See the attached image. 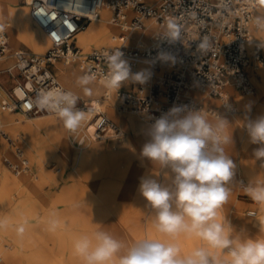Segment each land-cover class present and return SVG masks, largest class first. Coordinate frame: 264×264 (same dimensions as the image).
<instances>
[{
    "label": "bare ground",
    "instance_id": "bare-ground-1",
    "mask_svg": "<svg viewBox=\"0 0 264 264\" xmlns=\"http://www.w3.org/2000/svg\"><path fill=\"white\" fill-rule=\"evenodd\" d=\"M14 1L0 0V24L6 25L8 36L15 45L25 42L35 53H41L50 46L49 38L31 18L28 5L24 2L23 5L12 8L9 3ZM259 1L260 5L256 9L254 17L264 15V0ZM145 2L153 6L159 4V0H154L155 4L148 3L147 0ZM109 19L110 8L108 0H105L97 17L93 18L75 35L76 44L84 50H90L92 47L105 48L111 45L112 36L117 33L118 28ZM116 28L117 31L114 32ZM159 30L160 26L148 21L146 28L131 32L127 42L130 46L138 49L150 48L155 45V35ZM252 31L264 44V32L257 31L255 27L252 28ZM111 32L114 33L111 34ZM140 44L145 47L141 48ZM14 50L16 49L8 45L7 54L0 58V71L5 70L10 73L16 71L14 59L11 56V52ZM55 67L58 69L59 79L63 85L59 80L58 82L66 91H73L79 98L85 100L86 104H100L101 108H104V112L106 109L107 117L112 120L113 125L120 127V130L116 136L112 134L101 140H93L89 135L93 129L92 116L89 114V118L79 129L82 130L86 139L83 143H78L74 140L72 133L63 127L62 121L54 114L36 117L27 115L26 118L16 114L18 110H0V112L2 111V115L0 113V130L1 125H6L12 136L17 137L21 134L25 141L23 151L25 150L26 157L31 162L24 172L16 174L12 171V174L10 173L11 168L2 159L0 160V219L8 221L7 226L0 229V238L12 241V243L7 241L6 246L8 245V249H10L6 254H3L5 244L3 245L0 241L2 264H57V259L52 256L43 237L37 233L36 223L27 221L30 218L36 219L38 215L49 220L53 211L59 215L62 213L68 216L79 214L82 210L98 215H111L116 223L123 228L129 242L146 233L155 234L152 225L147 220V202L139 191L142 178L154 177L157 180H163L158 165H152L150 174H147L144 166L145 158L140 155L142 146L147 140L146 129L151 123L143 115L131 110L126 104H123V107L122 105L118 106L114 96L115 91L107 89L101 83L102 80H96L90 85L92 95H86L77 86V78L83 76L78 63L56 61ZM136 67L140 70L146 69L143 63H137ZM175 69V60L174 62L163 60L159 64V68L153 70L151 74L153 77H159L163 71ZM247 71L254 86L252 94H244L234 86L227 88V96L235 108V113H231L223 107L219 98L211 97L203 92L198 84L192 87L191 93L203 112L207 113V107L221 108L218 113L220 116L221 114L227 116L224 118L230 123L229 131H232V136L235 129H238L243 143L242 149L235 152L229 146L226 152L233 161L235 158L233 153H237L236 160L238 161L239 157V163L242 157L244 172L253 177L255 174L253 154L256 150L255 147H261V145L250 142L249 136L244 133L246 131L244 125L249 120L251 112H254V120L264 116V63L259 65L251 61ZM12 90L17 96H21L16 86ZM255 91H257L256 95H254ZM82 110L85 111L84 108ZM125 110L130 111L129 114H124ZM243 115L247 116L245 122L240 120ZM112 138L115 139L110 142ZM57 149L60 151L61 163L64 171L67 172L68 179L56 193H53L52 185H56L58 180L44 166V157L46 152L51 153ZM7 152H10V146L0 136V154ZM0 157H4V155H0ZM237 178L235 169L232 181L233 191L227 202L235 204L237 213L233 214V209L225 206H223V211L232 225L233 221L235 222L234 228L237 231L244 230L250 236H256L259 232V221L264 218V212L259 209V216H257L256 211L249 210V214L255 215L249 217L240 213L237 205L238 200L235 198ZM45 184L49 187V191L46 193L41 191ZM13 191L18 195V199L14 202L12 201ZM134 192L137 194L135 198H133ZM57 206H63V209H57ZM21 224H24L26 229L23 235H19L16 231ZM44 229L46 234L56 232L49 230V221ZM59 239L64 241L65 237L60 235ZM193 243L195 241H183L182 246L187 249Z\"/></svg>",
    "mask_w": 264,
    "mask_h": 264
},
{
    "label": "clouds",
    "instance_id": "clouds-1",
    "mask_svg": "<svg viewBox=\"0 0 264 264\" xmlns=\"http://www.w3.org/2000/svg\"><path fill=\"white\" fill-rule=\"evenodd\" d=\"M253 22L257 31L264 32V15ZM3 28L0 25V31ZM165 37L181 40L180 27L171 19ZM210 47L207 37L199 41L201 53ZM123 56L119 49L105 53L108 73L101 83L110 91H119L125 81L143 84L148 78L146 71L130 74ZM160 59L174 62L175 58L161 53ZM96 79L95 73L85 74L77 78V86L92 95L89 86ZM79 99L73 91L54 87L41 89L30 103L54 114L69 133H76L91 111L78 108ZM244 126L250 142L261 145L254 158L264 168V116ZM229 127V121L219 114L209 118L202 110L187 106H175L155 119L146 129L140 155L159 166L163 180L146 177L139 186L155 234L146 233L129 242L95 223L96 228L72 242L79 264H264V218L259 221L258 234L250 236L237 231L223 211L233 191L236 167L226 152L233 145ZM243 189L264 212V176L255 177ZM51 217L50 231L67 226L57 212ZM7 224V219H0V229ZM25 230L24 224L16 229L19 235ZM188 240L195 243L185 249L182 242Z\"/></svg>",
    "mask_w": 264,
    "mask_h": 264
},
{
    "label": "built area",
    "instance_id": "built-area-1",
    "mask_svg": "<svg viewBox=\"0 0 264 264\" xmlns=\"http://www.w3.org/2000/svg\"><path fill=\"white\" fill-rule=\"evenodd\" d=\"M23 1L28 5L33 21L49 38L50 46L42 54L21 48L11 52L16 74L20 78L15 86L21 96L13 91V97H0V109L18 110L31 117L53 115L35 107L30 101L41 89L63 88L50 69L56 61L76 62L81 66L83 75L95 73L96 80H102L108 73L105 53L119 49L129 64L130 74L146 71L148 78L143 84L131 81L132 89L123 90L121 87L115 94L151 124L175 106L201 110L191 93L195 84L209 96L219 98L223 107L235 113L227 88L234 86L244 94H252L254 86L247 67L251 61L259 65L264 63L263 43L252 31L259 0H159L158 6L149 5L145 0H108L109 20L118 32L112 36L111 46L92 48L88 52L75 43V35L97 17L105 0ZM170 19L180 27V41L173 42L165 37ZM148 21L160 26L155 35V45L147 49L130 46L127 42L129 34L146 28ZM0 25L4 26L0 31L2 58L8 52L9 43L6 25ZM204 37L209 39L211 47L201 53L198 44ZM161 53L175 58L176 69L153 77L151 72L157 70L163 61ZM137 63H143L146 69H138ZM83 108L87 112L91 110L93 129L89 135L93 140L119 133V128L113 125L100 104L84 102ZM206 112L212 117L219 114L210 107ZM0 135L14 146L16 157L15 160L0 157V160L16 174L27 170L29 161L21 142L8 138L1 130ZM72 135L78 143L86 139L82 130ZM244 185L242 183L241 188ZM2 260L0 247V264Z\"/></svg>",
    "mask_w": 264,
    "mask_h": 264
},
{
    "label": "rangeland",
    "instance_id": "rangeland-1",
    "mask_svg": "<svg viewBox=\"0 0 264 264\" xmlns=\"http://www.w3.org/2000/svg\"><path fill=\"white\" fill-rule=\"evenodd\" d=\"M147 2L148 3H151V4H155L157 1L154 2V0H147ZM23 4H24V1L23 0H15L12 3H9V6L12 7V8H16V7H18L20 5H23ZM27 8H28V6H27ZM28 12H29V9H28ZM259 13H262V12H259ZM89 23H87V25ZM116 31H117V28H116V30L114 32H116ZM114 32H111V34L114 33ZM7 38H8L9 46L11 48H13V49H20L21 48V49L28 50V51H31V52L35 53L25 42H21L19 45H15L10 40V38L8 36V32H7ZM75 40H76V36H75ZM109 46L110 45H108L106 47H109ZM144 47H145V45H143V46L141 45V48H144ZM48 48L44 49L41 53H37V54L44 53ZM92 48H100V47H92ZM90 50H84V51L85 52H88ZM50 69L54 73L56 79L59 80V82H60L59 75H58V69L55 67V64L53 66H51ZM16 73H17L16 71L15 72H12V73H10L9 71H5V70H1L0 71V93H1L0 94V97L1 98L2 97L3 98L4 97L5 98L13 97V90H12V88L20 80L19 76ZM129 83L130 82H128V83L127 82H124L123 90H124V88H127V89H132L133 88V86L131 85V83L130 84ZM65 88H67V87H65ZM256 94H257V91H255V94L254 95H256ZM114 96L117 99L118 106L122 105V107H123L124 106L123 105L124 104V101L121 98H119L118 96H116L115 93H114ZM84 102L87 103L85 100H83V99L80 98L79 101H78V108L83 109V103ZM102 109L104 110V108H102ZM214 109L217 110L218 112H219V110L221 111V108H214ZM0 110H2V109H0ZM2 111L0 112L1 115H2ZM129 112L130 111L125 110L124 111V114H129ZM105 113L108 116L106 109H105ZM16 114H18L20 116H23V117H26L27 116V115H24L23 113H21L19 111H16ZM130 114H132V113H130ZM208 116H209V118H213L209 114H208ZM221 116L222 117H225L226 115L225 114H221ZM246 119H247V116L245 117V115H243V116L240 117V120L242 122H245ZM248 119L249 120H254V112H251L250 117ZM2 122L4 123V121H2ZM118 128L120 130V127H118ZM1 130L4 133H6V135L8 136V138H11V139L18 138V140L21 141L22 147L24 146V149H25V141H24L23 137L21 136V134H19V136H17V137L12 136V134L8 131L6 125H1ZM244 133L246 135H248L247 130L244 131ZM123 135H124V133H123ZM239 135L240 134H239L238 129H235L234 134L232 136L233 137V145L231 146V148L234 149L235 152H237L240 149H242V145H243L242 140L240 139V136ZM0 136H2V135H0ZM119 136H121V135H119ZM2 137H3V139L6 140V142L10 146V152L4 153V154H0V155H4V157H6L7 159L14 160V158H15L14 146L11 145V144H9V142L7 141V139L4 136H2ZM114 139L115 138L110 139V142H113L112 140H114ZM257 148H259V147H255V149H257ZM24 152H25V150H24ZM234 154H235V156H234ZM25 155H26V152H25ZM233 156L235 157L234 158V163L236 165V167H235V169H236V175L238 176V178L236 179V184H235V190H236L235 198L238 200L237 201V205L239 206L240 213L242 215H244V216H247V217H249V216H255V215L249 214V210H254V211H256L257 216H259V214H258L259 213V207L244 192V189L241 188V184L243 183V184L247 185L251 181L250 178H255L257 176H264V168H262L260 166V162L259 161L255 160L254 154H253V163H254V168H255V174H254L253 177L248 176L244 172L243 167H242V157H241V162L239 163V157H238V161L236 160L237 159V153H233ZM144 161H145L144 166L146 167L147 174H150L151 167H152L153 164H152V162L148 161L146 158H145ZM29 163L31 165V162H29ZM44 166L46 167V169L48 170V172L52 176H54L55 178H57V180H58L56 185H52L53 186L52 187V189H53L52 192L53 193H56L59 190V188H61L62 184L65 183L67 181V179H68L67 172L64 171V168L62 166V163H61V155H60V151L58 149L57 150H54L51 153L46 152V155L44 157ZM10 173L13 174V172H12L11 169H10ZM47 187H48L47 184H45L43 186V189L41 191L46 193V191H49V187L48 188ZM12 195L14 196L13 199H12V201L14 202V201H16L18 199V195L14 191L12 192ZM135 196H137V194L134 192L133 198H135ZM224 206L226 208H232L233 209V214L237 213V207L235 206V204L226 203ZM62 207L59 206L57 209H63ZM59 218L62 221L66 222V225L67 226L66 227L61 226L60 228L56 229L55 230L56 232H54V234H51V233L50 234H46V233H44V230H45L44 227H45L46 223L48 221H50V219H52V217L48 220L44 216L38 215L36 217V219L35 218H30V219L27 220V221H30L32 223H36V228H37V231H38L37 233L40 236L43 237L45 243L47 244L46 246L51 250L52 256L57 259V264H79L78 259L73 255V252H72V242L74 240V236L76 238L77 236H79L82 233H85L86 231H88V232L89 231H92L94 228L97 227V225L95 223L102 224L104 230L110 231L111 233H113L117 237L128 240V237H127L125 231L123 230V228L119 224L116 223L114 217L111 216V215H105V214L98 215V214H96L94 212H88V211H85L84 212L82 210L81 212H79V214H76L74 216H68L66 214L60 213ZM234 224H235V222L233 221V226H234ZM57 231H58V233H57ZM60 235L65 237V240L64 241H61L59 239L60 238ZM70 237L72 238V240H71ZM68 240H69V242H68ZM0 241L2 242L3 245L5 244L4 245L5 246V249H4V253L3 254H6L8 252V250L10 249V248L8 249V245L6 246L7 241L9 243L10 242L12 243V241L10 239L6 240V238H4V239H1L0 238Z\"/></svg>",
    "mask_w": 264,
    "mask_h": 264
},
{
    "label": "crops",
    "instance_id": "crops-1",
    "mask_svg": "<svg viewBox=\"0 0 264 264\" xmlns=\"http://www.w3.org/2000/svg\"><path fill=\"white\" fill-rule=\"evenodd\" d=\"M117 32H118V31H117ZM75 43H76V41H75ZM110 46H111V45H110ZM129 82L131 83V81H129ZM130 83H129V84H130ZM121 87H124V83L122 84V86H121ZM21 145H22V144H21Z\"/></svg>",
    "mask_w": 264,
    "mask_h": 264
}]
</instances>
